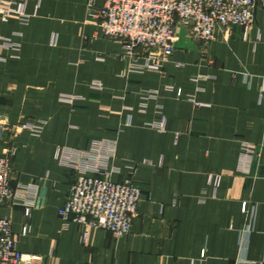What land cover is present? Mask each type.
I'll return each instance as SVG.
<instances>
[{"label":"crops","instance_id":"0c3cea01","mask_svg":"<svg viewBox=\"0 0 264 264\" xmlns=\"http://www.w3.org/2000/svg\"><path fill=\"white\" fill-rule=\"evenodd\" d=\"M27 13L0 12V37L19 44L0 49V113L47 121L40 135L2 136L12 184L37 186L19 249L45 264H264V8L206 52L183 37L161 70L143 71L129 70L86 0H27ZM71 164L133 178L142 200L129 234L63 227ZM0 217L16 233L27 221L23 206Z\"/></svg>","mask_w":264,"mask_h":264},{"label":"built area","instance_id":"2783aa9c","mask_svg":"<svg viewBox=\"0 0 264 264\" xmlns=\"http://www.w3.org/2000/svg\"><path fill=\"white\" fill-rule=\"evenodd\" d=\"M86 1L89 18L97 29L104 36L122 42L121 57L129 61L131 71L161 70L183 37L199 43L206 52L225 28H251L256 9L264 8V0H103L101 6H97V0ZM0 12L24 23L31 16L27 13V0H0ZM0 49L16 51L19 44L11 37H0ZM46 124L44 119L33 118L13 123L0 113V140L4 143L0 151V207L23 206L27 218L21 232L16 233L11 218L0 217V264H45L42 256L18 247L20 236L30 231L37 186L12 184L13 149L2 136L5 132L11 136L22 132L40 135ZM252 152L254 147L250 145L243 150L246 155ZM62 154V149H58L57 156ZM78 165L71 164L78 174L59 208L63 227L72 222L81 224L83 239L93 226L104 228L116 237L129 234L142 200L141 188L132 177L115 181L108 174L90 175Z\"/></svg>","mask_w":264,"mask_h":264}]
</instances>
